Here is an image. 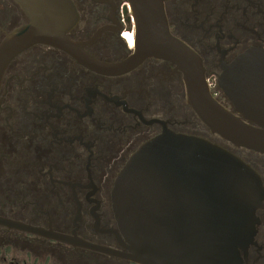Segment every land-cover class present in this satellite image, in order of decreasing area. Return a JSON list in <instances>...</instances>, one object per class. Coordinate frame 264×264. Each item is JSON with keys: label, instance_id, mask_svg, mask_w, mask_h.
<instances>
[{"label": "flooded vegetation", "instance_id": "af4514ba", "mask_svg": "<svg viewBox=\"0 0 264 264\" xmlns=\"http://www.w3.org/2000/svg\"><path fill=\"white\" fill-rule=\"evenodd\" d=\"M72 1L79 19L68 37L76 50L103 64L134 52L133 38H126L135 27L127 0ZM163 4L171 33L199 56L212 95L240 115L221 83L237 89L242 82L246 112L264 114V0ZM28 22L17 0H0V43ZM165 129L227 148L264 187V153L211 131L188 103L175 62L149 56L116 72L45 43L18 53L0 82V260L138 264L126 257L112 194L132 154ZM256 215L244 264H264V198Z\"/></svg>", "mask_w": 264, "mask_h": 264}, {"label": "water", "instance_id": "95a60500", "mask_svg": "<svg viewBox=\"0 0 264 264\" xmlns=\"http://www.w3.org/2000/svg\"><path fill=\"white\" fill-rule=\"evenodd\" d=\"M17 1L29 22L0 43V82L10 61L37 43L73 51L88 65L116 72L149 56L169 59L183 71L188 103L212 132L264 153V114L246 112L242 82L237 89L230 81L221 83L240 115L212 95L199 56L171 33L163 0H127L135 23L134 52L115 64L100 63L75 49L68 37L79 19L72 0ZM112 197L130 260L244 264L241 252L246 255L254 243L264 187L256 170L227 148L165 129L132 154L116 178Z\"/></svg>", "mask_w": 264, "mask_h": 264}, {"label": "bare ground", "instance_id": "6f19581e", "mask_svg": "<svg viewBox=\"0 0 264 264\" xmlns=\"http://www.w3.org/2000/svg\"><path fill=\"white\" fill-rule=\"evenodd\" d=\"M130 32H127V34H126V38H127V40L128 41H131L132 40V38H133V40H134V35L132 36V33L131 34H129Z\"/></svg>", "mask_w": 264, "mask_h": 264}, {"label": "rangeland", "instance_id": "374dc122", "mask_svg": "<svg viewBox=\"0 0 264 264\" xmlns=\"http://www.w3.org/2000/svg\"><path fill=\"white\" fill-rule=\"evenodd\" d=\"M0 263H1V264H8V263H6V261H5V262H3V261H1V260H0Z\"/></svg>", "mask_w": 264, "mask_h": 264}]
</instances>
